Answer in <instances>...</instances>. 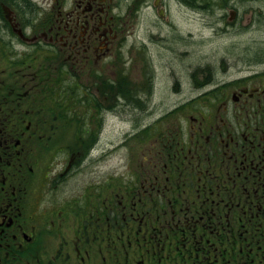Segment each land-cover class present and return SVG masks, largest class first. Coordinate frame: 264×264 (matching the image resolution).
Masks as SVG:
<instances>
[{
  "label": "flooded vegetation",
  "instance_id": "1",
  "mask_svg": "<svg viewBox=\"0 0 264 264\" xmlns=\"http://www.w3.org/2000/svg\"><path fill=\"white\" fill-rule=\"evenodd\" d=\"M50 2L0 0V264H264V53L238 58L188 118L137 123L102 190L70 196L58 188L90 157L77 144L92 129L70 134L76 145L59 163L58 122L69 116L41 100L31 68L42 59L29 56L58 51L70 68L105 60L134 17L154 11L162 25L174 3L211 27L249 29L264 22V0Z\"/></svg>",
  "mask_w": 264,
  "mask_h": 264
},
{
  "label": "rangeland",
  "instance_id": "2",
  "mask_svg": "<svg viewBox=\"0 0 264 264\" xmlns=\"http://www.w3.org/2000/svg\"><path fill=\"white\" fill-rule=\"evenodd\" d=\"M50 1L41 0L43 11L50 8ZM171 6L169 21L162 25L154 11L134 17L124 29L122 49L115 48L105 60L91 59L70 68L61 52L52 54L43 49L44 43L41 52L37 49L29 55L42 59L31 68L40 70L35 72L42 78L41 100L62 103L55 112L63 118L69 116L68 121L58 122L59 163L67 146L76 145L70 134L92 129V135L77 144L90 157L75 166L71 181L58 188L60 195H79L77 191L86 186L102 190L106 177H113L125 163V146L137 123L162 116L169 121L184 115L188 118L201 93L210 92L236 72L238 58L264 53V22L249 29L227 30L221 24L211 27L213 21L200 20L203 15L191 8ZM25 33L30 35V29ZM4 36L0 28V38ZM7 42L0 40V70L5 66L3 47ZM15 47L21 52L20 46Z\"/></svg>",
  "mask_w": 264,
  "mask_h": 264
}]
</instances>
